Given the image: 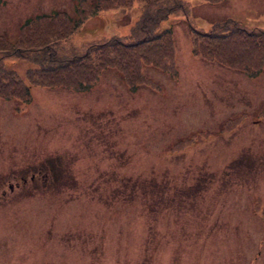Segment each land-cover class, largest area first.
Here are the masks:
<instances>
[{
	"label": "rangeland",
	"instance_id": "rangeland-1",
	"mask_svg": "<svg viewBox=\"0 0 264 264\" xmlns=\"http://www.w3.org/2000/svg\"><path fill=\"white\" fill-rule=\"evenodd\" d=\"M79 1L3 0L0 35L17 42L28 20L53 12L89 16L90 3ZM133 1L131 9L102 3L106 12L89 18L67 50L132 36L143 6ZM186 1L190 23L182 14L165 23L178 79L145 61L162 92L142 85L132 94L109 68L87 92L33 85L31 104L0 101V264H264V122H256L264 76L248 81L239 68L197 57L192 44L193 27L208 33L236 21L264 31V0ZM49 28L34 38H54ZM4 63L25 81L34 68ZM239 111L244 125L222 136ZM193 136V148L167 152ZM33 175L25 186L22 177ZM122 178H130L125 187Z\"/></svg>",
	"mask_w": 264,
	"mask_h": 264
},
{
	"label": "trees",
	"instance_id": "trees-1",
	"mask_svg": "<svg viewBox=\"0 0 264 264\" xmlns=\"http://www.w3.org/2000/svg\"><path fill=\"white\" fill-rule=\"evenodd\" d=\"M120 1L127 2L124 4H129L127 8L134 2L94 0L89 4V16L81 14L76 19L65 13H56L37 17L21 28L18 41L14 43L0 35V100L29 102L33 85L86 91L98 84L109 68L119 70L130 89L137 90L147 82L143 72L147 66L146 59H152L154 65L176 77L174 34L165 23L178 14L189 18L191 5L186 0H140L143 3L141 17L132 29V36L105 38L76 48L74 52L67 50V45L71 44L89 18L106 12L107 8L102 3L111 4L108 9H117L122 6ZM202 1L219 3L223 0ZM2 3L0 0V6ZM80 3L89 2L80 0ZM163 3L166 7H162ZM49 25L54 27V38H34L44 31L50 32ZM242 27L234 21L230 27H213L208 33L194 29L193 53L209 62H220L229 67L241 69L250 67L251 63L254 67H261L264 61V33L261 30L248 32ZM6 58L25 60L34 65L27 72L28 81L4 63ZM59 162L63 164L61 159ZM51 165L54 166V163ZM63 167L64 164L57 172L59 175L54 176L57 180L62 177ZM64 170L66 172V168Z\"/></svg>",
	"mask_w": 264,
	"mask_h": 264
},
{
	"label": "flooded vegetation",
	"instance_id": "flooded-vegetation-1",
	"mask_svg": "<svg viewBox=\"0 0 264 264\" xmlns=\"http://www.w3.org/2000/svg\"><path fill=\"white\" fill-rule=\"evenodd\" d=\"M48 175V174H47ZM22 181H23V184L25 185V186H27L28 184H29V181H31V182H34L35 180H36V178H35V175H33L32 177H31V179H29L28 180V178H26V177H22V179H21ZM20 183V182H19ZM19 183H18V185H19ZM159 186V185H158ZM14 188H13V186L11 187V190H13Z\"/></svg>",
	"mask_w": 264,
	"mask_h": 264
}]
</instances>
